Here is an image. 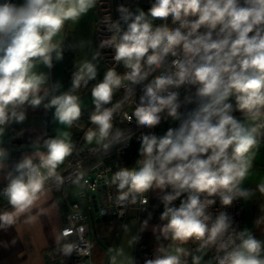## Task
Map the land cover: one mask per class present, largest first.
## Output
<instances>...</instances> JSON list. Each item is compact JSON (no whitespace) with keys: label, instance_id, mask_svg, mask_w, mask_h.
Returning <instances> with one entry per match:
<instances>
[{"label":"clouds","instance_id":"1","mask_svg":"<svg viewBox=\"0 0 264 264\" xmlns=\"http://www.w3.org/2000/svg\"><path fill=\"white\" fill-rule=\"evenodd\" d=\"M95 3L0 0V125L10 118L22 122L25 114L16 111L19 106L41 104L38 92L45 77L33 72L37 60L50 68L53 52L61 59L53 37L66 21H76ZM118 12L119 20L108 28L113 34L100 46L113 48L114 60L128 71L121 75L110 68L93 87L96 111L90 120L97 130H89L86 140L91 143L109 136L113 113L120 105L103 106L111 103L116 90L123 87L127 99L135 93L132 85L142 84L158 71L126 119L131 122L134 117L139 126L153 128L166 111L179 121L163 136L142 135L138 167L122 168L112 178L120 191L118 200L131 195L134 203L136 194L153 187L171 188L163 197L161 214L168 221L162 229L166 236L181 242L194 238L202 241L201 247L219 241L218 250L224 251L219 264H264V244L246 230L225 240L229 216L221 212L209 224L206 209L215 200L201 199L202 195L218 196L223 206H230L236 197L249 195L240 185L252 166L249 154L264 136V0H154L147 11L120 6ZM156 20L165 22L156 25ZM121 21L127 24L126 30ZM96 76V66L83 62L74 74L73 89ZM181 87L196 89L185 97L186 104L195 105L186 113L179 111L176 89ZM45 107H54L55 118L68 127L81 116L78 97L70 92L53 97ZM235 111L242 113L243 121L233 115ZM45 146L47 152L37 154L38 165L30 157L16 165L18 174L4 189L13 210L0 213V226L15 224L21 214L33 209L45 180L56 174L72 152L67 133L47 140ZM41 169L47 170L46 176ZM260 191L264 193V185ZM185 193L179 207L170 206ZM65 251L70 252L71 246ZM146 264H180V257L164 255Z\"/></svg>","mask_w":264,"mask_h":264},{"label":"crops","instance_id":"2","mask_svg":"<svg viewBox=\"0 0 264 264\" xmlns=\"http://www.w3.org/2000/svg\"><path fill=\"white\" fill-rule=\"evenodd\" d=\"M16 2L21 3L22 0ZM70 35V30L63 26L53 37L52 42L59 45L61 59L57 60L56 53L53 52L52 67L49 68L37 60L33 68V72L45 77V82L38 92V95L43 97L41 104L35 107L28 103L19 106L16 111L23 112L25 119L17 122L15 118H10L4 125H0V151L4 153L0 157V187L7 177H15L18 174L16 165L24 158L30 157L34 161L39 159L38 153H46L47 140L64 138V133H67L72 151L75 147L83 125L82 119L79 118L68 127L55 118L54 107L46 108L45 105L53 97L70 92L78 97L81 110L89 108L94 105L92 89L103 80L108 69L100 63V55L92 34L97 56L93 57L97 60L95 66L97 69L102 68L103 72L99 71L98 77L88 81L86 85L81 82L79 88L73 89L74 74L79 70V52L75 51ZM93 130L96 131L97 126H94ZM110 150L111 148L105 145V139L94 138L89 143L85 137L79 156L83 165L88 167L98 161H108ZM69 189L70 198L77 201L80 208L90 216L87 229L91 240L92 264H146V261L164 255H179L180 264H213L203 253L190 251L186 242L174 241L170 234L166 236L162 229L167 220H162L161 215L141 218L131 206L121 220L102 219L103 215L88 208L94 200L101 201L99 192H87L82 195L83 186L79 181L71 183ZM12 210L11 208L9 211ZM246 212L245 201L243 232L246 229ZM64 221L65 213L60 195L50 189H43L39 201L30 212L21 214L11 226H0V264H71L69 252L65 251L69 233ZM138 234L145 236L149 242V258L137 257L135 253ZM250 234L264 244V222L252 220ZM177 249H183V252L177 253ZM261 258H264V250L261 252Z\"/></svg>","mask_w":264,"mask_h":264},{"label":"built area","instance_id":"3","mask_svg":"<svg viewBox=\"0 0 264 264\" xmlns=\"http://www.w3.org/2000/svg\"><path fill=\"white\" fill-rule=\"evenodd\" d=\"M153 2L154 0H96L97 17L94 23V38L100 55V63L104 67L107 69L114 68L117 73L121 75L128 71L122 63H117L114 60L115 51L113 48H102L100 46L103 40L109 39L113 34L108 28L112 22L119 20L120 13L118 12V8L124 6L132 12H136L137 9L147 11ZM164 22L165 21L156 20L155 24L159 25ZM167 22L170 23V20ZM120 23L122 29L126 30L127 24L123 21ZM159 74V71L153 73L142 84L132 85L135 89V93L127 99L125 98L126 93L123 87L116 90L113 94L111 103L103 106L105 108H112L117 104L120 105L113 113V127L110 130L109 136L105 138V145L111 148L108 161H98L93 165L85 167L83 165V160L79 156L81 144L86 137V133L89 130H93L94 126H96L90 120L91 115L96 111L94 104L87 109L81 110L80 118L83 121V125L73 151L65 161L57 167L56 174L45 180L44 189H50L58 193L63 203L65 213L64 224L69 233L67 247L71 246V251L69 252L71 264H92L91 240L87 229L90 216L87 211L80 208L77 201L70 198L69 186L74 181H79L83 186L82 195H85L87 192H99L101 194V201L94 200V203L88 208L89 210H95L99 215H103V217L121 220L124 218L127 209L131 206L136 210L138 217L141 218L143 216L161 215L165 210V207L160 208L150 205L149 197L151 189L143 194H136V203L134 205H127L126 200L119 201L118 196L120 191L117 189V186L112 183L114 174L120 169L128 168L129 165L130 168L138 167L137 161L141 159L139 149L142 135L155 134L157 136H163L167 131L160 123L153 128H148L139 126L134 117L131 122H129L125 116V114L128 116L132 115L134 108L139 104L140 96L144 93L145 86L155 75ZM195 90L194 87L190 89L187 87L176 89V91L179 92V101L181 103L179 111L181 113H186L195 107L194 104L185 103V97L187 95H194ZM233 103L235 102L233 101ZM166 113V111L161 113V117L163 118ZM233 115L238 118L237 111H235ZM260 141H264V136L260 138ZM33 163L38 165L40 159L34 160ZM41 172L45 176L47 175L46 169H41ZM11 178H13V176L7 177L0 187V213L8 212L12 208L8 203L7 196L4 194V189L7 187ZM171 192V188H166V195ZM186 197L187 194L185 193L180 198L174 200L170 206L179 207L181 200L186 199ZM205 198L215 200V203L208 206L206 209V214L211 217L209 224H211L221 212L226 213L230 218L231 226L224 237L225 240H227L229 235L235 238L239 233L243 232L245 228V197H236L230 206H223L218 196H201V199ZM145 200L147 201L146 203L143 202ZM236 243H239L238 239ZM186 244L190 251L203 253L213 264H219V259L224 255V251L218 250L219 241L215 245L201 247L202 241L193 238L186 241ZM135 253L137 257L142 258H149L151 255L149 242L147 238L141 234H138L136 239Z\"/></svg>","mask_w":264,"mask_h":264},{"label":"rangeland","instance_id":"4","mask_svg":"<svg viewBox=\"0 0 264 264\" xmlns=\"http://www.w3.org/2000/svg\"><path fill=\"white\" fill-rule=\"evenodd\" d=\"M97 17L96 3L86 14H83L76 21H66L64 26L71 32V39L74 44L77 54L78 69L85 61L91 62L94 65L97 63L94 41V23ZM88 40V41H87ZM97 57V56H96ZM98 66V64H97ZM97 69V67H96ZM103 72L102 68L97 69L98 72ZM95 78V79H96ZM237 111L239 120L243 121L244 117ZM160 125L165 129L176 128L179 126V121H174L168 117L167 113L162 118ZM252 160V166L249 169L248 175L243 180L240 188L247 190L249 195L246 197V231L251 233V221L257 219L264 222V193L260 191V186L264 185V141H260L258 146L249 154Z\"/></svg>","mask_w":264,"mask_h":264},{"label":"trees","instance_id":"5","mask_svg":"<svg viewBox=\"0 0 264 264\" xmlns=\"http://www.w3.org/2000/svg\"><path fill=\"white\" fill-rule=\"evenodd\" d=\"M166 195V189L161 190L158 188L153 187L150 192V197H149V203L151 206H156V207H164L163 203V197ZM132 196L130 195L128 199L126 200L127 205H131L132 202ZM136 203V196H135V202Z\"/></svg>","mask_w":264,"mask_h":264},{"label":"water","instance_id":"6","mask_svg":"<svg viewBox=\"0 0 264 264\" xmlns=\"http://www.w3.org/2000/svg\"><path fill=\"white\" fill-rule=\"evenodd\" d=\"M107 217H102V219H106Z\"/></svg>","mask_w":264,"mask_h":264}]
</instances>
